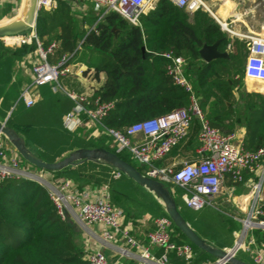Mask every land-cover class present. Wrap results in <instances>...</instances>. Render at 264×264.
Returning a JSON list of instances; mask_svg holds the SVG:
<instances>
[{"label":"trees","instance_id":"1","mask_svg":"<svg viewBox=\"0 0 264 264\" xmlns=\"http://www.w3.org/2000/svg\"><path fill=\"white\" fill-rule=\"evenodd\" d=\"M27 4L25 0L21 15ZM77 6L80 8L82 4ZM80 13L69 1L59 0L54 10L39 11L34 32L42 50L55 45L47 55L50 65L66 57L67 66L84 67L83 76L91 75L95 81L100 75L104 77L87 101L91 109L96 100L113 104L101 121L105 128L123 133L133 124L189 106L190 93L167 73L171 61L163 54L171 52L184 59L183 76L210 125L223 135L244 128L241 145L247 152L255 153L264 147V95L244 90L246 43L229 39L208 13L198 10L189 14L168 0H157L154 8L140 17L139 26L113 12L102 18L101 11L85 10L79 17ZM216 41L220 42L218 51L228 52V58L203 62L200 49ZM32 44L31 48L10 51L0 40V121L13 109L7 126L46 163L59 162L81 149H103L144 175L142 167L127 151H117L109 136L102 132L94 135L96 129L86 125L87 117L83 116V125L77 130L64 129L63 118L75 104L62 91H55L51 85L40 87L39 99L31 108L19 99L22 87L29 82L28 57L33 58L37 47L34 40ZM199 131V122L193 119L188 133L171 152L181 149L192 160ZM21 164L31 171H40L23 160ZM48 174L56 180H70L78 191L106 186L110 204L121 211L125 223L138 217L150 222L168 218L150 192L108 165L84 161ZM241 184L244 182L235 183L225 177L224 186L228 188ZM166 187L185 222L201 239L221 250L233 247L235 235L240 231L233 213L219 206L190 210L180 199V189ZM260 204L264 211V200ZM172 229V241L187 244L194 252L189 264L215 261L193 246L173 224ZM253 233L255 242L264 245V230L255 229ZM85 253L80 231L74 223L61 220L44 187L29 179H10L1 184L0 264H83ZM161 253L155 248V255ZM236 258L253 264L242 251ZM169 259L170 264H186L174 253L169 254Z\"/></svg>","mask_w":264,"mask_h":264},{"label":"built area","instance_id":"2","mask_svg":"<svg viewBox=\"0 0 264 264\" xmlns=\"http://www.w3.org/2000/svg\"><path fill=\"white\" fill-rule=\"evenodd\" d=\"M59 0H38L39 10L51 11ZM73 4H91L95 10L101 11L102 18L107 13H115L133 26H139L140 17L154 8L157 0H67ZM174 6L193 14L198 10H208L205 0H168ZM209 13V12H208ZM221 31L225 33L222 22L216 19ZM27 34V33H26ZM228 37L229 35L225 33ZM19 45L32 40L36 43L37 55L35 60L28 57L30 63L29 82L22 87L19 99H22L27 108L33 107L38 101V89L44 85H51L55 91H62L74 107L65 114L62 125L67 131H75L83 125V116L87 117V126L95 127L94 135L100 132L109 136L116 145L117 151H127L132 160L144 171V176L162 183L164 186L176 187L182 191L180 199L183 205L193 211L204 207L216 208V200L221 195L224 180L229 176L235 183H248L251 205L246 211V217L238 220L242 229L235 235L236 257L239 251L249 254L253 264H264V254L256 244L255 229L264 230V211L261 207L260 191L264 181V147L255 153L243 150L241 140L236 133L223 135L213 128L201 112L198 98L193 94L191 87L183 76L184 59L171 52L163 57L171 61L167 73L174 82L190 93L188 107L177 108L170 113L147 121L133 124L118 132L105 128L101 121L113 108L112 103H94L89 108L88 96L75 92L64 91L59 80L70 75H82L80 68L67 66L68 58L63 57L56 65L47 62V55L51 54L55 45L52 44L46 51L42 50L34 30L28 37L20 36ZM231 38V37H230ZM247 46L248 55L243 67L244 79L264 82V38L242 37ZM5 48L8 45L2 40ZM11 46V45H8ZM8 49V48H7ZM9 50V49H8ZM22 67H24L22 65ZM79 72V73H78ZM199 122L198 146L192 160L173 161L168 165L161 162L173 148L186 136L191 121ZM22 159L14 148L0 134V186L10 179H29L40 184L54 205L58 216L63 221H70L76 226L85 229L93 226L101 228L99 239L101 244L108 246L122 241L124 247L120 250L122 258H137L140 264H170L169 254L174 253L176 258L189 264L194 258L191 246L177 244L172 241L173 229L169 218L153 220V230L147 235V245L140 244L130 234V229L124 224L121 211L110 204L107 187H87L76 190L68 179H54L48 172L31 171L22 165ZM254 175L252 180L244 181V175ZM255 180V181H254ZM157 248L162 253L157 256L151 251ZM232 248L225 249L230 252ZM133 251V253H132ZM83 264H110L106 255L100 250L87 251ZM116 264H123L118 262ZM206 264H228L226 260L215 259Z\"/></svg>","mask_w":264,"mask_h":264},{"label":"water","instance_id":"3","mask_svg":"<svg viewBox=\"0 0 264 264\" xmlns=\"http://www.w3.org/2000/svg\"><path fill=\"white\" fill-rule=\"evenodd\" d=\"M37 2L38 0H28V5L23 15L0 24V40L10 37H20L34 30L37 15L40 11ZM208 14L213 17L212 14ZM219 43V41H216L212 45L202 46L199 51V56L203 62L209 63L216 59L228 58V52L221 53L218 51ZM142 51H144V48H142ZM12 110L13 109L7 114L4 121H0V134L4 136L20 158L28 165L45 172L61 171L69 166H75L84 161L108 165L150 192L163 206L167 217L175 228H177V230L197 249L207 253L215 259L226 260L228 264H247L232 255L235 251V246L232 247L230 252H227L225 249L221 250L213 247L205 240L201 239L179 213L167 187L160 182L140 174L133 166L121 160L117 155L103 149H81L56 163H46L40 160L26 147L24 139L14 129L7 126V120Z\"/></svg>","mask_w":264,"mask_h":264},{"label":"crops","instance_id":"4","mask_svg":"<svg viewBox=\"0 0 264 264\" xmlns=\"http://www.w3.org/2000/svg\"><path fill=\"white\" fill-rule=\"evenodd\" d=\"M24 1L25 0H0V24L6 23L12 19H14L17 16H20L23 12L24 9ZM211 5V9L214 13V15L217 17L215 18L214 16L212 17L215 22L216 19L219 20L222 23H228L229 26H231L235 32L244 34L242 36H227L229 38L234 40L233 38H237L239 40L242 39V37H263L264 38V20L262 22H259L258 19H256V16L254 15V12H252V17L254 20V24L247 26L246 29L242 28V26L239 24V21L245 17V15L241 13H233V11L228 10V4L230 2L228 0H208V3ZM77 4H73V7ZM83 6V4H82ZM79 6H78V8ZM83 9V8H82ZM210 16V15H209ZM211 17V16H210ZM217 23V22H216ZM231 37V38H230ZM2 41V40H1ZM3 43V41H2ZM4 45V44H3ZM14 51V50H10ZM80 68V71L84 70V67L82 66H76L75 67ZM79 73V72H78ZM27 76L30 77V70L26 72ZM63 78V79H62ZM59 80V84L61 87H63V90L67 92H75L77 94H85L88 97L92 95L93 91L96 88H99L104 81V77L102 75L99 76V80L95 81L94 79L91 78V75L88 76H83L82 75H70L67 77H62ZM72 81L73 83H76L77 85L84 86L85 85V91H78L76 89H73L72 87H66L65 83H68V81ZM248 79H244V90L246 92H255L259 94L264 95V83H253V82H248ZM257 82V81H255ZM70 83V82H69ZM68 85V84H66ZM256 88H253L255 87ZM72 88V89H70ZM244 128H241L236 135H238L239 139L241 140L242 137L244 136ZM194 159V158H193ZM179 160H188L182 152L181 149L177 151H172L170 152L167 157L161 162L162 165H168L173 161H179ZM264 169V168H263ZM247 177V178H246ZM244 178H246L244 181H247V179L252 180V178H255L254 175H249L245 174ZM255 181V180H254ZM249 186L248 183H244L235 187H226L224 186V191L223 194L224 198L218 197L216 204L218 203L219 207H222L224 204L231 203V201L237 199L238 205L242 203L241 209L240 207H236L234 205L233 208H236L238 210L237 214L233 213L236 218L242 220L246 217V211L249 210V207L251 205V198L249 199L250 191L248 190ZM249 191V194L246 195V193ZM261 198L264 200V181H263V186L260 191ZM246 195V196H245ZM223 196V195H222ZM232 198V199H231ZM241 198V201H239ZM243 198V199H242ZM245 198V199H244ZM231 213V212H230ZM239 223V230L241 231L242 225L241 223L236 220ZM124 224L130 229V234L131 236L138 241L140 244L147 245V235L153 230V222H150L147 218L143 217H138L137 219L133 220L132 222L125 223ZM78 230L80 231L81 234V239L83 241V245L85 247V252L89 251H94V250H100L102 251L110 264H116L118 262H122L123 264H126L127 262H132V264H140L139 260L137 258H122L120 257V250L123 249L124 245L122 241H117L114 244H109L108 246H104L101 244V241L99 239V234L101 232V228L98 226H93L89 227L87 229L76 226ZM239 231V232H240ZM261 251L264 254V245L263 244H258L256 243ZM151 251L154 253L155 248L151 247ZM245 253L249 258V254L242 251ZM133 253V251H132ZM251 259V258H250ZM129 264V263H128Z\"/></svg>","mask_w":264,"mask_h":264},{"label":"rangeland","instance_id":"5","mask_svg":"<svg viewBox=\"0 0 264 264\" xmlns=\"http://www.w3.org/2000/svg\"><path fill=\"white\" fill-rule=\"evenodd\" d=\"M207 3H208V0H205ZM229 2H230V4H228V10H230V11H233V13L235 14V13H243L244 15H245V17L244 18H242L240 21H239V24L242 26V28H244V29H246L247 28V26H250V25H252V24H254V20H253V17H252V12H251V10L254 12V15L256 16V19H258L259 20V22H262L263 20H264V0H228ZM154 5H155V3H154ZM208 6L211 8V5L210 4H208ZM74 8L75 9H77L78 8V6L77 5H75L74 6ZM83 8V9H82ZM85 10H89V11H91L92 13L94 12V13H96L97 12V10H95L94 9V7H92V6H90V5H87V4H83V6H81L80 7V10L78 9V11H80L81 13L82 12H84ZM201 11H203V12H206V13H208L207 11H205V10H201ZM81 13L79 14V17H81ZM263 32H264V29H263ZM30 34V32H28L27 34L25 33L23 36H25L26 35V37H28V35ZM233 39H237V38H233ZM5 45V44H4ZM32 41L31 42H26V43H22V44H19V45H11V46H6L9 50H16V49H19V48H21V47H28V48H31L32 47ZM37 50V48L36 49H34V51H33V58H32V60H35L36 58H37V55L34 53L35 51ZM31 57V56H30ZM76 69V68H75ZM25 70H27V68H25ZM70 82V83H69ZM66 84H68V85H66ZM69 85H70V87H72L73 89H76V90H78V91H85V85L84 86H81V85H77L76 83H73L71 80L70 81H68V83H65V86L66 87H69ZM63 88V87H62ZM72 88H70V89H72ZM253 88H256V86L255 87H253ZM66 91V90H65ZM71 92V91H70ZM248 190L250 191L251 189L250 188H248ZM223 191H224V187H223V189H222V193H221V197L220 198H224V195L225 194H223ZM249 191L246 193V195H248L249 194ZM223 195V196H222ZM245 195V196H246ZM260 196H261V194H260ZM232 199V198H231ZM243 199V198H242ZM245 199V198H244ZM218 200V199H217ZM217 200H216V202H217ZM237 199H235V200H233V201H231V203H228V204H224L223 206H222V208L223 209H225L226 211H228V212H231V213H236L237 214V212H238V210H236V208H233L234 207V205L237 207H240V209L243 207H241V205H242V203H240L239 205H238V201H236ZM239 201H241V198H240V200ZM217 206H219L218 205V203H217Z\"/></svg>","mask_w":264,"mask_h":264},{"label":"bare ground","instance_id":"6","mask_svg":"<svg viewBox=\"0 0 264 264\" xmlns=\"http://www.w3.org/2000/svg\"><path fill=\"white\" fill-rule=\"evenodd\" d=\"M28 5V4H27ZM205 7L206 9L208 10V12L210 14H212L215 18H217L212 9L208 6V4L206 3L205 4ZM222 26H223V29L225 31V33H227L229 36L233 37V36H242L244 34H240V33H237L234 31V29L228 25V23H222ZM20 41V38L19 37H10V38H5V42L8 44V45H13V44H17L18 42ZM248 82H253V83H264V82H255L253 80H249Z\"/></svg>","mask_w":264,"mask_h":264}]
</instances>
